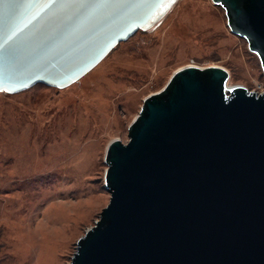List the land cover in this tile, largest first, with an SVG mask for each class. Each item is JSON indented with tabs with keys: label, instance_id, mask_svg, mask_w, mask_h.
I'll list each match as a JSON object with an SVG mask.
<instances>
[{
	"label": "water",
	"instance_id": "1",
	"mask_svg": "<svg viewBox=\"0 0 264 264\" xmlns=\"http://www.w3.org/2000/svg\"><path fill=\"white\" fill-rule=\"evenodd\" d=\"M264 70V0H212ZM178 0H0V92L65 88ZM177 69L107 147L99 219L70 264H264V91Z\"/></svg>",
	"mask_w": 264,
	"mask_h": 264
},
{
	"label": "rangeland",
	"instance_id": "2",
	"mask_svg": "<svg viewBox=\"0 0 264 264\" xmlns=\"http://www.w3.org/2000/svg\"><path fill=\"white\" fill-rule=\"evenodd\" d=\"M220 66L264 91V70L212 0H178L150 30L118 44L77 82L0 92V264H70L110 201L105 155L145 97L179 68Z\"/></svg>",
	"mask_w": 264,
	"mask_h": 264
}]
</instances>
